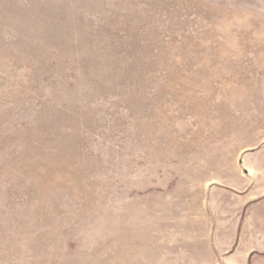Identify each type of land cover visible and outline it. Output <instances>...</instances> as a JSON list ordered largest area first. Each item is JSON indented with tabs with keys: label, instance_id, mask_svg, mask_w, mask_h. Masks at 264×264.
Here are the masks:
<instances>
[{
	"label": "rangeland",
	"instance_id": "rangeland-1",
	"mask_svg": "<svg viewBox=\"0 0 264 264\" xmlns=\"http://www.w3.org/2000/svg\"><path fill=\"white\" fill-rule=\"evenodd\" d=\"M246 177L264 0H0V264H264L208 205Z\"/></svg>",
	"mask_w": 264,
	"mask_h": 264
},
{
	"label": "crops",
	"instance_id": "crops-1",
	"mask_svg": "<svg viewBox=\"0 0 264 264\" xmlns=\"http://www.w3.org/2000/svg\"><path fill=\"white\" fill-rule=\"evenodd\" d=\"M244 164L252 174L251 168L247 165L249 163ZM249 182L251 181L246 177L237 181L230 190L210 191L208 205L213 211H221V215L217 217L219 234L223 235L227 233L225 229H229V238L238 246V251L253 252L255 242H260V239L255 240V220L264 218V188H257L255 179H252V183ZM259 208L263 210L260 216L255 215ZM246 209L249 210L248 215L244 212Z\"/></svg>",
	"mask_w": 264,
	"mask_h": 264
}]
</instances>
